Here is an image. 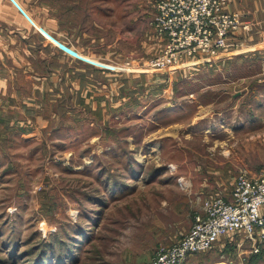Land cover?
Returning a JSON list of instances; mask_svg holds the SVG:
<instances>
[{"label": "rangeland", "instance_id": "374dc122", "mask_svg": "<svg viewBox=\"0 0 264 264\" xmlns=\"http://www.w3.org/2000/svg\"><path fill=\"white\" fill-rule=\"evenodd\" d=\"M37 1L99 52L110 43L105 67L126 86L94 107L82 93L52 107L38 93L44 117L22 99L0 107V264H149L241 171L264 176L263 0L235 10L254 22L227 47L167 69L142 67L157 54L145 35L155 0ZM225 237L188 264H264Z\"/></svg>", "mask_w": 264, "mask_h": 264}, {"label": "crops", "instance_id": "0c3cea01", "mask_svg": "<svg viewBox=\"0 0 264 264\" xmlns=\"http://www.w3.org/2000/svg\"><path fill=\"white\" fill-rule=\"evenodd\" d=\"M262 2L264 5V0ZM242 3L244 0H229L227 9L243 12ZM258 3V0H246L247 6ZM246 15L252 24L253 16L249 12ZM67 24L60 7L52 9L37 0H0V107L6 105L13 110L15 103L22 99L26 108L41 109L36 113L38 118L44 117L43 108L35 103L38 93L42 101L49 99L51 107L57 97L59 100L63 94L68 97L67 92L72 93V100L82 93L81 99L87 96L94 107L108 101L106 95L101 98L100 95L124 87V73L105 67L110 66L105 63L112 60L117 50L111 52V44L102 43L99 52L100 43L90 42L92 37L88 40L87 31L84 33L88 36L86 41H81L77 26ZM148 33L145 35L149 40L154 39L156 53H159L162 42L152 32ZM137 39L136 36L134 43H129L134 46L133 54H140L144 44L141 41L137 48ZM125 49L121 47L117 55L125 53Z\"/></svg>", "mask_w": 264, "mask_h": 264}, {"label": "built area", "instance_id": "2783aa9c", "mask_svg": "<svg viewBox=\"0 0 264 264\" xmlns=\"http://www.w3.org/2000/svg\"><path fill=\"white\" fill-rule=\"evenodd\" d=\"M228 2L155 0L150 25L163 45L142 67L167 69L185 57L213 55L227 47L234 31L250 26L237 11L227 9ZM225 235L224 243L234 239L237 247L250 245L244 252H260L264 245V176L241 171L229 197L205 199L189 230L173 243L159 246L149 264H188L189 256L212 249Z\"/></svg>", "mask_w": 264, "mask_h": 264}, {"label": "trees", "instance_id": "16d2710c", "mask_svg": "<svg viewBox=\"0 0 264 264\" xmlns=\"http://www.w3.org/2000/svg\"><path fill=\"white\" fill-rule=\"evenodd\" d=\"M260 253H264V245H262V247L260 249Z\"/></svg>", "mask_w": 264, "mask_h": 264}]
</instances>
